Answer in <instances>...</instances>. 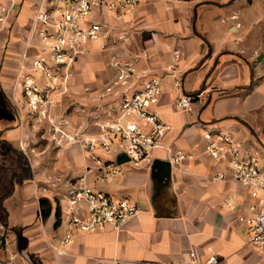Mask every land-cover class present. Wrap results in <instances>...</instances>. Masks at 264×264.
Returning <instances> with one entry per match:
<instances>
[{
    "label": "crops",
    "instance_id": "crops-1",
    "mask_svg": "<svg viewBox=\"0 0 264 264\" xmlns=\"http://www.w3.org/2000/svg\"><path fill=\"white\" fill-rule=\"evenodd\" d=\"M41 2L0 0V263H170L192 253L204 261L213 251L220 264H264L250 245L249 226L239 220L253 215L255 201L239 185L212 182L226 168L205 153L202 137L204 127L227 128L252 148L264 146V59L257 60L264 53V0H148L127 14L98 13L102 36L86 45L59 111L75 128L96 135V123L117 112L125 93L158 77L163 94L151 108L170 126L164 143L194 154L173 166L158 149L151 163L135 167L123 151L100 152L101 160L120 166L109 179L96 154L44 134L24 110L18 74L23 55L30 66L41 50L32 31ZM110 29L114 51L108 50ZM84 61H90L87 72ZM112 61L120 66L112 68ZM173 74L186 95L203 93L190 110L176 106ZM81 177L95 191L136 202L140 214L118 233L112 226L95 234L72 228L75 209L65 196ZM228 196L238 206L227 207ZM47 207L51 213L43 218ZM86 209L82 201L80 216Z\"/></svg>",
    "mask_w": 264,
    "mask_h": 264
},
{
    "label": "built area",
    "instance_id": "built-area-1",
    "mask_svg": "<svg viewBox=\"0 0 264 264\" xmlns=\"http://www.w3.org/2000/svg\"><path fill=\"white\" fill-rule=\"evenodd\" d=\"M148 0H42L38 5L32 25L41 44V50L26 65L27 54L23 55L18 82L30 108L37 113L36 119H56L50 109L71 90L76 63L85 56L87 46L99 40L103 33L102 22L96 19L98 13L106 11L127 14ZM124 76H121L123 78ZM174 86L180 95L176 106L180 110H190L194 101L200 100L203 93L186 95L182 92L183 81L173 74ZM163 94L161 80L149 78L138 91L125 93L117 112L96 125V135L72 128L70 132L60 131L61 137L71 143L80 144L94 160L100 164L104 178L117 175L120 166L110 160H101L97 154H112L123 151L135 167L153 161V152L164 149L167 159L173 166L194 159V154L176 150L164 143L170 126L161 115L152 110ZM99 119V117H97ZM40 120V127L43 122ZM54 124V123H53ZM54 129V127H53ZM51 134L53 133L51 131ZM203 140L205 153L215 162L223 165L212 177V182H231L247 189L254 199L250 209L251 217L241 216L240 222L249 226L250 245L264 256V146L258 149L238 141L232 130L227 128L204 127ZM188 171H190L188 169ZM75 209L70 218L72 228L83 233H102L112 226L121 232L126 224L140 214L136 202L128 198L116 199L101 191H95L87 184L86 177L79 179L65 196ZM87 204L86 215L80 216V203ZM225 204L229 208L238 206L232 196ZM68 235L65 243H68ZM195 254L191 258L170 263L148 264H220L217 255L210 251L207 259L198 261ZM1 264V263H0Z\"/></svg>",
    "mask_w": 264,
    "mask_h": 264
},
{
    "label": "rangeland",
    "instance_id": "rangeland-1",
    "mask_svg": "<svg viewBox=\"0 0 264 264\" xmlns=\"http://www.w3.org/2000/svg\"><path fill=\"white\" fill-rule=\"evenodd\" d=\"M110 30H112V32H109V35L110 36H112V39H113V42L110 44V46L108 47V50L109 51H114V48H115V46H118V43L117 42H115V38H113V29H110ZM88 62H90V61H84V66L82 67L83 69H84V72H87V70H85V67H86V69H87V63ZM114 61H112V62H110V66L112 67V68H115V67H119L120 65H117L118 63L115 61V63H113ZM126 68H127V70L126 71H129V69H130V66L128 65V64H126ZM93 69H95L94 68V66H91ZM123 69H125V67L123 68ZM91 71V70H90ZM83 72V73H84ZM67 96H68V94L67 95H64L62 98L64 99L65 98V100H66V98H67ZM25 97V96H24ZM60 99L59 100V102L54 106V107H52L51 109H50V112L52 113V116H54L56 119H52L53 120V123H51V121H50V119H44V120H41V119H36V116H37V113L35 112V111H33L31 108H30V106H29V103H27V99H26V97H25V99H26V108L24 109V110H28V111H26V113L28 114V115H30V116H32V117H34L36 120H37V122H40V120L43 122V125L40 127V130L44 133V134H51V131H53V133L55 132V133H59L60 131H64V132H70L71 130H72V128H74V126L72 125V123H71V121L69 120V119H67V117L65 116L66 115V113L64 112V111H59L60 110V108H62L63 107V105L62 104H60L61 103V101L63 100V99ZM64 100V101H65ZM64 103V102H63ZM66 103V102H65ZM64 103V104H65ZM58 111H59V113H58ZM56 113H58L59 114V116H57V114ZM53 127H54V129H53ZM55 128H58V130H60V131H56V129ZM60 134H61V132H60ZM59 134V135H60ZM264 136V135H263ZM264 140V139H263Z\"/></svg>",
    "mask_w": 264,
    "mask_h": 264
},
{
    "label": "water",
    "instance_id": "water-1",
    "mask_svg": "<svg viewBox=\"0 0 264 264\" xmlns=\"http://www.w3.org/2000/svg\"><path fill=\"white\" fill-rule=\"evenodd\" d=\"M264 59V53H262V54H260L259 56H258V61H262ZM261 144V143H260ZM47 203V201H42L41 202V204H46ZM51 207H47V208H45V209H42V217L43 218H46V217H48L49 215H50V213H51Z\"/></svg>",
    "mask_w": 264,
    "mask_h": 264
}]
</instances>
